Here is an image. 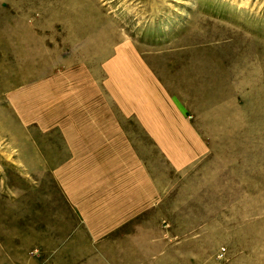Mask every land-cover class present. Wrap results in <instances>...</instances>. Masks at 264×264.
Instances as JSON below:
<instances>
[{"label": "rangeland", "instance_id": "374dc122", "mask_svg": "<svg viewBox=\"0 0 264 264\" xmlns=\"http://www.w3.org/2000/svg\"><path fill=\"white\" fill-rule=\"evenodd\" d=\"M0 264H264V0H0Z\"/></svg>", "mask_w": 264, "mask_h": 264}]
</instances>
